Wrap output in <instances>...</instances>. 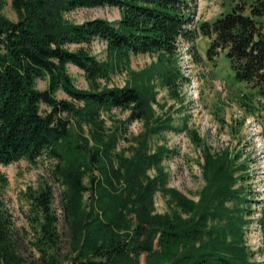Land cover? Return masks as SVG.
Returning a JSON list of instances; mask_svg holds the SVG:
<instances>
[{
  "label": "trees",
  "instance_id": "16d2710c",
  "mask_svg": "<svg viewBox=\"0 0 264 264\" xmlns=\"http://www.w3.org/2000/svg\"><path fill=\"white\" fill-rule=\"evenodd\" d=\"M4 3L0 0V11ZM195 4L196 0H10L16 20L0 12V164L35 162L43 155L55 160L51 174L63 187L62 219L72 264H140L142 254L145 264H258L250 261L242 242L244 214L251 215L245 204L253 199L246 197V164L235 165L240 153L203 148L207 185L196 202L165 188L162 160L169 149H150L153 134L177 129L170 116H155L152 81L157 76L162 85L176 88L182 76L175 63L178 42H193L197 34L190 26ZM105 6L115 7L119 18L78 22L68 16L79 8ZM198 29L210 38L208 58L223 52L234 78L264 98V0L236 1ZM95 39L106 43L105 60L90 50ZM130 53L156 54L157 61L139 71L130 69L123 86H109L114 65L126 63ZM69 64L83 72L87 89L75 85ZM38 79L47 80L44 89L37 87ZM58 91L68 99L58 98ZM112 108L128 110L129 116L107 129L100 112ZM134 120L142 121L144 130L131 139V155L125 149L114 152ZM83 124L90 126L93 145L83 135ZM95 167L101 178L90 177L92 186L96 182L86 211L83 177ZM150 168L156 171L153 177L147 173ZM6 184L0 173V264H24L1 197ZM158 188L168 194L170 212L153 213ZM26 194L40 263L50 264L46 258H55L49 251L60 243L52 189L44 185ZM262 205L258 221L264 235V199Z\"/></svg>",
  "mask_w": 264,
  "mask_h": 264
},
{
  "label": "rangeland",
  "instance_id": "374dc122",
  "mask_svg": "<svg viewBox=\"0 0 264 264\" xmlns=\"http://www.w3.org/2000/svg\"><path fill=\"white\" fill-rule=\"evenodd\" d=\"M236 1L239 0H196L190 26L196 28L197 34L193 42L184 40L178 42L175 63L182 76L177 80L176 88L171 90L162 85L160 77L157 76L152 81L156 91L152 101L155 116L157 119L170 116L171 124L177 129L153 134L150 138V149L153 151L160 145L169 149L168 155L162 160L166 173L165 188H173L196 202L199 201L201 191L207 185L201 167L203 148L208 147L212 152L218 153L228 149L231 155L240 153L235 165L246 164L245 175L248 177L244 181V187L247 199H253L245 204L250 207L251 215L244 214L247 223L242 228V242L250 253V261L260 264L264 261V235L258 221L264 199V98L255 94L250 86L234 78L229 61L223 52L213 59L208 58L206 51L210 45V38L204 36L198 29L201 22L213 21L229 10ZM0 12L16 20L10 0H5ZM68 16L78 22L94 17L116 20L119 18V12L115 7L109 6L79 8L70 12ZM90 50L100 60L107 58L106 47L99 40L95 39L91 42ZM156 61V54L130 53L126 63L114 65L107 84L123 86L129 78L130 69L139 71L150 67ZM68 72L78 88H88L80 69L69 64ZM46 86V79L37 80L39 89H44ZM56 96L68 99L61 91H58ZM128 116V110L119 108L100 112V118L104 120L107 129L114 128L117 121L125 120ZM71 125L77 129L74 118H71ZM143 130L142 121L129 122L126 132L118 139L113 151L120 152L125 149L126 155H131L127 150L133 144L131 139ZM82 131L90 140V145H93L90 126L83 124ZM194 132L197 135L196 140L193 138ZM114 163L116 166L117 163ZM54 165L55 160L44 155L38 157L35 162L19 159L7 165L0 164V173L7 179L1 197L11 215L15 245L18 253L25 260L24 264H41L39 251L34 245L38 234L35 231V221L26 193L29 189L35 192L44 185L51 187L53 192L52 208L58 218L57 231L60 235L59 245L49 251L55 260L46 258L47 262L72 264V255L69 254L68 248V231L62 219L63 187L51 174ZM147 173L150 177L156 175L153 168ZM91 176L96 180L101 178L96 167L83 177V184L87 188L82 192V202L86 211L89 210L92 195ZM96 180L93 182L95 183ZM168 197V194L164 195L160 188L155 191L153 213L163 214L172 210L167 203ZM144 257V254L139 257L140 264H145Z\"/></svg>",
  "mask_w": 264,
  "mask_h": 264
}]
</instances>
